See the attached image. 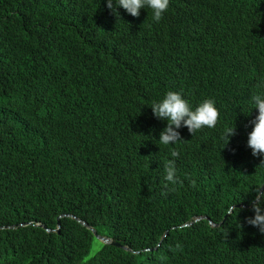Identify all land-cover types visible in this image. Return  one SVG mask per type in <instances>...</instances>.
Returning a JSON list of instances; mask_svg holds the SVG:
<instances>
[{"label":"trees","instance_id":"obj_1","mask_svg":"<svg viewBox=\"0 0 264 264\" xmlns=\"http://www.w3.org/2000/svg\"><path fill=\"white\" fill-rule=\"evenodd\" d=\"M117 11L0 0V264H264V233L246 222L264 185L247 146L264 0H169L159 22ZM170 90L193 109L214 100L216 127L160 144L167 121L150 106ZM61 215L130 251L101 242L91 256L93 232Z\"/></svg>","mask_w":264,"mask_h":264},{"label":"clouds","instance_id":"obj_2","mask_svg":"<svg viewBox=\"0 0 264 264\" xmlns=\"http://www.w3.org/2000/svg\"><path fill=\"white\" fill-rule=\"evenodd\" d=\"M106 4L107 8L117 17H119L117 6L123 7L133 17H139L142 8L151 9L153 20L159 22L163 13L168 10L169 0H115V2L114 0H106ZM252 101L254 107L258 109V114L251 121L253 127L248 133L247 146L251 148L253 156H261L264 155V94L254 95ZM150 107L156 118L167 121L159 136V143L165 146L174 145L178 141L183 140L178 131L181 127H187L188 131L194 135L204 127L215 128L219 119V111L215 106L214 100L204 99L193 109L180 92L171 90L165 94L161 101L153 102ZM235 134V125L226 130L223 136V148L228 145L230 137ZM170 155L173 158H179L180 153L173 148L170 150ZM259 165H264V160H261ZM164 167L165 180L172 185L177 184L179 177L177 176L175 159H169ZM167 186L166 183L165 188ZM262 205H264V185H258L254 190L252 200V209L255 214L247 217L246 222L257 227L261 233H264V207ZM236 209L232 205L228 215ZM240 226L242 227V225ZM176 247L179 249L180 245L177 244Z\"/></svg>","mask_w":264,"mask_h":264},{"label":"water","instance_id":"obj_3","mask_svg":"<svg viewBox=\"0 0 264 264\" xmlns=\"http://www.w3.org/2000/svg\"><path fill=\"white\" fill-rule=\"evenodd\" d=\"M237 207H241V205H238ZM61 217H71L72 219H75L77 220L79 223H81L83 226L87 227L88 229H90L93 234L95 235V237L97 238L98 241H101L102 243L106 244V245H113V246H116V247H119L121 249H124L126 251H129L130 249L124 245H122L121 243H118L117 241H115L114 239L112 238H109V237H105V236H102V235H99L98 232L96 231V229H94L93 227L89 226L85 221H82L81 219L75 217V216H71V215H61ZM59 217V219L61 218ZM202 219V217L198 218V220ZM211 224L213 226H216V224H214L213 222H211ZM191 224H186L185 226H190ZM60 227H61V223L58 222V230L57 232L59 233L60 232ZM1 229H4V227H0V230ZM47 232H51V230L49 229H46ZM166 237V235H165ZM147 251V250H146Z\"/></svg>","mask_w":264,"mask_h":264},{"label":"rangeland","instance_id":"obj_4","mask_svg":"<svg viewBox=\"0 0 264 264\" xmlns=\"http://www.w3.org/2000/svg\"><path fill=\"white\" fill-rule=\"evenodd\" d=\"M99 248H101V241L95 240L91 251V256H93L99 250Z\"/></svg>","mask_w":264,"mask_h":264}]
</instances>
